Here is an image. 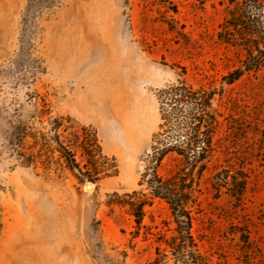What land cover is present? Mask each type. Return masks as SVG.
Segmentation results:
<instances>
[{
    "label": "rangeland",
    "instance_id": "1",
    "mask_svg": "<svg viewBox=\"0 0 264 264\" xmlns=\"http://www.w3.org/2000/svg\"><path fill=\"white\" fill-rule=\"evenodd\" d=\"M236 1L0 0V264H150L169 210L154 199L137 226L128 196L147 195L159 143L185 147L184 114L161 120L180 85L211 95L218 123L196 177L199 250L264 264V72L226 81L245 58L227 28ZM54 137L77 167L52 162L67 154ZM39 147L24 165L18 153ZM231 175L240 201L220 186Z\"/></svg>",
    "mask_w": 264,
    "mask_h": 264
},
{
    "label": "trees",
    "instance_id": "2",
    "mask_svg": "<svg viewBox=\"0 0 264 264\" xmlns=\"http://www.w3.org/2000/svg\"><path fill=\"white\" fill-rule=\"evenodd\" d=\"M233 9L227 27L230 30L229 37L232 36L236 42H240L245 51V58L240 68L227 75L228 84L239 80L244 73L264 72V0H237ZM262 80L264 82V77ZM165 93V107L169 109H165V113L163 111L166 115L161 120L168 123L171 117L177 120L179 114H184L182 124L185 147H182L183 143L181 145L178 140H173L163 146L159 143V148L153 149V164L147 167L138 184L139 187L145 185L148 193L141 195L134 191L128 196V205L137 226L141 223L144 207L150 206L154 199L164 202L168 207L173 225L172 234L156 235V241L161 245L156 247V257L150 264H210L201 254L193 237L192 210L196 205V177L200 178L206 169L205 161L208 155L216 152V147L211 143V135L218 129V123L211 112L212 96L193 95L194 93L183 85L170 88ZM158 137L156 135L155 140ZM50 142H54L67 153L62 159L52 162L69 168L77 167L73 151L66 150L57 137ZM41 152L39 147L37 152L18 154L25 159L24 165H34ZM172 153L179 157L174 160V170L166 178L159 177L157 169L163 159ZM221 182V187H227L231 196L241 200L246 185L245 179L238 180L236 176L231 175L224 177Z\"/></svg>",
    "mask_w": 264,
    "mask_h": 264
}]
</instances>
